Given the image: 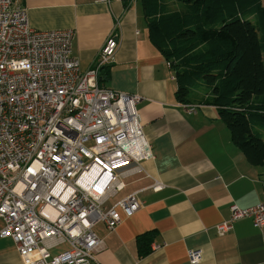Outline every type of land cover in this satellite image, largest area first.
I'll return each mask as SVG.
<instances>
[{
  "label": "built area",
  "instance_id": "2783aa9c",
  "mask_svg": "<svg viewBox=\"0 0 264 264\" xmlns=\"http://www.w3.org/2000/svg\"><path fill=\"white\" fill-rule=\"evenodd\" d=\"M15 1L0 0V239L13 242L23 264H95L102 243L93 226L112 232L121 221L115 208L129 218L141 207L138 193L106 203L152 158L134 109L140 98L99 83L118 46V23L80 71L72 32L33 30ZM199 107L177 103L187 114ZM260 184L261 201L231 205L218 236L242 218L264 225V175ZM161 188L155 182L147 190ZM186 256L197 264L201 252Z\"/></svg>",
  "mask_w": 264,
  "mask_h": 264
},
{
  "label": "crops",
  "instance_id": "0c3cea01",
  "mask_svg": "<svg viewBox=\"0 0 264 264\" xmlns=\"http://www.w3.org/2000/svg\"><path fill=\"white\" fill-rule=\"evenodd\" d=\"M15 5L35 31L72 32L71 55L80 71L91 67L118 23V46L100 85L140 98L134 109L152 158L123 178V187L106 203L111 207L138 193L141 207L129 218L115 208L121 221L112 232L93 226L102 243L95 264H189L188 250L201 252L197 264H264V225L253 228L242 218L222 235L215 233L229 220L231 205L245 209L261 201L264 163L245 160L215 107L199 104L193 114L177 108L172 71L147 38L140 0H16ZM155 182L162 188L147 190ZM0 264H23L8 238L0 239Z\"/></svg>",
  "mask_w": 264,
  "mask_h": 264
},
{
  "label": "trees",
  "instance_id": "16d2710c",
  "mask_svg": "<svg viewBox=\"0 0 264 264\" xmlns=\"http://www.w3.org/2000/svg\"><path fill=\"white\" fill-rule=\"evenodd\" d=\"M140 2L147 38L172 71L177 101L215 107L245 160L264 163V0Z\"/></svg>",
  "mask_w": 264,
  "mask_h": 264
},
{
  "label": "rangeland",
  "instance_id": "374dc122",
  "mask_svg": "<svg viewBox=\"0 0 264 264\" xmlns=\"http://www.w3.org/2000/svg\"><path fill=\"white\" fill-rule=\"evenodd\" d=\"M109 204H111V202H108L107 206H109ZM107 206H106V207H107Z\"/></svg>",
  "mask_w": 264,
  "mask_h": 264
}]
</instances>
